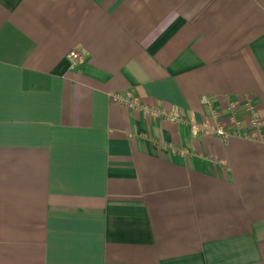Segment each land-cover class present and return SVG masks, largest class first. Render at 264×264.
<instances>
[{
  "label": "crops",
  "instance_id": "1",
  "mask_svg": "<svg viewBox=\"0 0 264 264\" xmlns=\"http://www.w3.org/2000/svg\"><path fill=\"white\" fill-rule=\"evenodd\" d=\"M0 264H264V0H0Z\"/></svg>",
  "mask_w": 264,
  "mask_h": 264
},
{
  "label": "built area",
  "instance_id": "2",
  "mask_svg": "<svg viewBox=\"0 0 264 264\" xmlns=\"http://www.w3.org/2000/svg\"><path fill=\"white\" fill-rule=\"evenodd\" d=\"M71 68H74L79 63L82 62V53L78 50H72L67 55ZM116 100L128 103L133 106L135 103L133 101L124 99L122 97L116 96ZM144 113L148 117L157 116L158 114H163L170 121L174 122H182L185 121L184 115L177 109L171 110L169 112H160L158 110H153L149 108H144ZM246 117L248 118L251 126L258 127L261 123L258 113L254 111L251 107L247 109ZM217 118V117H216ZM227 119L230 122V126H227L218 119H215L213 122L204 121L202 123H198L195 121H191L190 125L194 132L202 131L206 134H214L222 138L224 141L227 140L231 134L239 133L242 128V121L237 119L234 114H228ZM231 130V131H230Z\"/></svg>",
  "mask_w": 264,
  "mask_h": 264
}]
</instances>
